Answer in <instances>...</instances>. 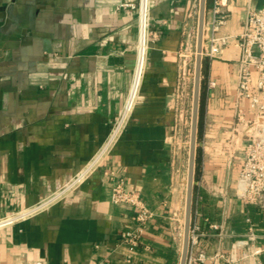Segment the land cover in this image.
<instances>
[{
  "label": "crops",
  "instance_id": "obj_1",
  "mask_svg": "<svg viewBox=\"0 0 264 264\" xmlns=\"http://www.w3.org/2000/svg\"><path fill=\"white\" fill-rule=\"evenodd\" d=\"M199 1L150 0L143 71L125 121L76 187L0 228V264L181 263L191 79L184 45ZM257 2L230 0L220 32L231 36L228 46L202 78L198 238L189 256L205 258L194 264H264V206L237 188L259 117L238 95L235 36ZM140 39L139 0H0V217L36 206L104 148L131 93ZM111 172L152 213L134 250L122 238L134 208L113 201Z\"/></svg>",
  "mask_w": 264,
  "mask_h": 264
},
{
  "label": "built area",
  "instance_id": "obj_2",
  "mask_svg": "<svg viewBox=\"0 0 264 264\" xmlns=\"http://www.w3.org/2000/svg\"><path fill=\"white\" fill-rule=\"evenodd\" d=\"M145 4V6H144ZM230 0H211V5L207 10L205 22V40L203 55L205 59L212 60L221 56L228 46L230 35L221 34V29L228 23L230 18L229 10ZM149 9L150 0H139L140 27L142 30L143 12L147 22L145 25L146 49L148 43L149 29ZM236 44L240 48L238 64V95L239 97L248 98L251 107L255 110L258 117L264 114V5L258 8L257 5H249L243 19V29L236 36ZM139 56V49H138ZM255 81V85L253 83ZM138 90V89H137ZM137 93V92H136ZM136 96V95H135ZM129 100V99H128ZM135 100V98H134ZM134 103V101H133ZM133 103L128 108V101L124 112L121 114L114 132L107 144L99 154L80 172L75 174L59 190L54 192L42 202L31 208L23 209L12 214L0 217V228L14 224L32 213L49 205L54 200L62 197L70 189L76 187L84 178L97 166L113 142L117 132L121 128ZM243 116V110L238 109V117ZM112 184V199L115 203H126L134 208L132 215L133 227L122 234L123 241L128 245L130 250H134L141 239L146 222L151 218L152 213L143 200L141 193L133 186H128L124 178H116L114 172L110 173ZM238 192L246 200L258 203L264 206V139L252 138L246 149V161L238 181ZM253 194L260 198L255 201ZM250 231L249 239L254 240L256 234L253 228ZM198 230L196 227L191 229V244L196 242ZM205 255L201 253L197 258L189 256L187 264L201 263ZM227 264H231L228 259ZM256 264H261L258 261Z\"/></svg>",
  "mask_w": 264,
  "mask_h": 264
},
{
  "label": "water",
  "instance_id": "obj_3",
  "mask_svg": "<svg viewBox=\"0 0 264 264\" xmlns=\"http://www.w3.org/2000/svg\"><path fill=\"white\" fill-rule=\"evenodd\" d=\"M264 0H258L257 7L261 8ZM208 10V0H200L199 17H198V36H197V54L194 74V90H193V106L191 118L190 133V151H189V168L187 180V197L185 210L184 240L182 258L180 264H187L191 246V229L193 216L194 190L196 186V168L197 153L199 146V122H200V105H201V89L203 78V48L205 40V22Z\"/></svg>",
  "mask_w": 264,
  "mask_h": 264
},
{
  "label": "rangeland",
  "instance_id": "obj_4",
  "mask_svg": "<svg viewBox=\"0 0 264 264\" xmlns=\"http://www.w3.org/2000/svg\"><path fill=\"white\" fill-rule=\"evenodd\" d=\"M199 3L198 2V9H199ZM209 8V7H208ZM197 17H199V14L196 15V27L194 28V31L191 32L190 35H187L188 38H191L190 40V45L185 42V52H187L188 54H190V65H189V73L191 75V79H190V92H189V103H188V112H187V127H186V133H185V137H186V141L189 142L190 140V133H191V118H192V106H193V82H194V74H195V64H196V54H197V36H198V19ZM188 47V49L186 50V48ZM205 60V58H204ZM204 60H203V67H204ZM263 138L264 139V114L261 115L256 124L254 125V129H253V136L252 138ZM246 161V156L244 159V163L241 167L240 173H239V178L241 175V172L244 168V164ZM238 178V181H239ZM238 181H237V188H238ZM256 194H253L252 197L255 201H260V198L258 196H255ZM262 203H264V200L262 201Z\"/></svg>",
  "mask_w": 264,
  "mask_h": 264
},
{
  "label": "bare ground",
  "instance_id": "obj_5",
  "mask_svg": "<svg viewBox=\"0 0 264 264\" xmlns=\"http://www.w3.org/2000/svg\"><path fill=\"white\" fill-rule=\"evenodd\" d=\"M145 3V0H144ZM145 6V4H144ZM142 30H141V39H140V45H139V56H138V64H137V68H136V74H135V80L131 89V93L129 96V100H128V108L130 107V105L133 103L137 89L139 87V83H140V79H141V75H142V71H143V66H144V61H145V55H146V33H145V25L147 22V18H145V13L143 12V18H142ZM144 31V37L142 39V32ZM140 67V74L139 77L137 79V73H138V69ZM135 88V89H134Z\"/></svg>",
  "mask_w": 264,
  "mask_h": 264
},
{
  "label": "trees",
  "instance_id": "obj_6",
  "mask_svg": "<svg viewBox=\"0 0 264 264\" xmlns=\"http://www.w3.org/2000/svg\"><path fill=\"white\" fill-rule=\"evenodd\" d=\"M211 5V0H208V7ZM208 59L204 60V67H203V74L206 72V65H207ZM204 96V83L202 81V89H201V105H200V122H199V135L201 134L202 130V100ZM199 172V151L197 153V168H196V176Z\"/></svg>",
  "mask_w": 264,
  "mask_h": 264
}]
</instances>
